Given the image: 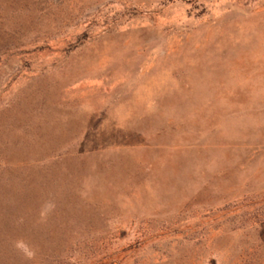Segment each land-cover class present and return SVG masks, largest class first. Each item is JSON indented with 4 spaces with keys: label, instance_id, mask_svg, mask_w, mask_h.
<instances>
[{
    "label": "rangeland",
    "instance_id": "374dc122",
    "mask_svg": "<svg viewBox=\"0 0 264 264\" xmlns=\"http://www.w3.org/2000/svg\"><path fill=\"white\" fill-rule=\"evenodd\" d=\"M0 264H264V0H0Z\"/></svg>",
    "mask_w": 264,
    "mask_h": 264
}]
</instances>
